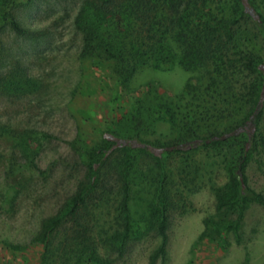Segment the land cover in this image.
I'll use <instances>...</instances> for the list:
<instances>
[{"label":"rangeland","instance_id":"374dc122","mask_svg":"<svg viewBox=\"0 0 264 264\" xmlns=\"http://www.w3.org/2000/svg\"><path fill=\"white\" fill-rule=\"evenodd\" d=\"M92 2L17 0L11 12L24 35L0 21V264H75L78 248L66 247L63 256L58 252L70 237L71 224L51 235L48 250L56 257L46 254L35 239L41 221L54 215L82 180L84 150L109 126L131 134L132 123L116 122L127 114L144 123L139 137L145 141L176 137L185 120V85L191 80L201 88L207 82L211 66L180 67V48L170 36L165 39L168 63L158 65L147 58L130 77L118 74L136 59L124 39L132 40L134 32H140L138 26L126 31L121 42L115 40L114 48L102 43L96 53L82 54L74 18ZM144 31L145 27L140 33L143 38ZM228 123L210 118L205 126L221 129ZM260 131L264 135V111ZM223 155L199 149L163 159L173 209L165 256L154 264H264V206L251 205L245 211L241 244H235L230 234L220 241L198 239L203 220L214 215L213 190L226 181ZM116 160L110 157L102 169L103 188L91 196L87 217L79 224L102 260L148 264L159 243L154 232L145 228L157 168L145 155H137L133 162L128 208L143 233L129 240L117 257L108 243L121 229ZM246 177L252 190L264 192V149L248 165Z\"/></svg>","mask_w":264,"mask_h":264},{"label":"trees","instance_id":"16d2710c","mask_svg":"<svg viewBox=\"0 0 264 264\" xmlns=\"http://www.w3.org/2000/svg\"><path fill=\"white\" fill-rule=\"evenodd\" d=\"M16 1L0 0V21L7 22L15 34L24 35L11 12ZM74 24L82 39L80 52L86 56L96 53L104 43L114 48V41L121 42L130 28L145 27V38L140 36L139 29L140 32L133 31L132 40H127L128 36L124 39L135 50L136 57L133 65L128 64L129 68L118 73L125 72L127 78L147 58L158 65L169 62L167 36L180 48L177 58L180 67L190 70L209 64L211 68L206 71L207 82L203 87L191 80L185 85L182 92L188 98L185 120L176 137L164 142L145 141L139 137L144 123L130 114L116 122L132 123L131 134L111 126L101 131L98 141L83 152L82 180L56 213L41 221L36 242L45 248L46 254L50 253L51 235L69 223L70 237L61 245L59 254L63 256L66 247H75L78 248L74 251L78 256L75 264H109L110 261L98 256L96 247L89 245L88 233L81 229L79 222L87 217L91 196L103 188L102 169L113 156L117 158V219L121 229L115 231L108 243L117 257L122 256L128 241L143 233L130 217L128 193L133 162L137 155H145L157 168L145 228L159 239L148 264L162 260L169 213L173 209L163 159L201 149L226 154L223 155L226 181L213 190L214 215L203 220L198 239L220 241L230 234L235 244H241L245 211L251 205L264 206V192L252 190L246 177L248 165L264 149V135L260 131L264 111V0H93L92 5L79 10ZM193 101L198 103L194 105ZM210 118L229 123L221 129L210 130L205 126ZM172 119L170 114L169 120ZM44 137L53 139L51 135ZM30 167L38 170L33 163Z\"/></svg>","mask_w":264,"mask_h":264}]
</instances>
